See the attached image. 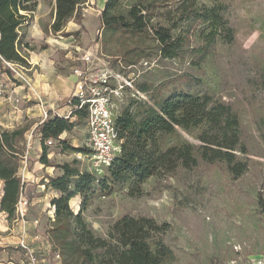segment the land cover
I'll list each match as a JSON object with an SVG mask.
<instances>
[{"label":"rangeland","instance_id":"1","mask_svg":"<svg viewBox=\"0 0 264 264\" xmlns=\"http://www.w3.org/2000/svg\"><path fill=\"white\" fill-rule=\"evenodd\" d=\"M36 1L34 10L22 24V44L28 45V48L22 47L26 63L10 67L4 62L5 68L0 69V73L7 69L8 77L0 81V128L28 127L17 143L21 159L18 171L28 168L40 156L41 151L34 153L32 147L29 154L26 152L34 142L41 149L40 136H34V122L43 118L44 112L52 116L45 103L47 99L40 94L43 88L59 97L56 109L63 107L69 93L70 69L76 64L74 56L79 49L97 50L105 60L120 57L124 63L135 64L134 85L146 91L145 103H152L151 95L162 83V97L179 92L205 93L229 104L238 115L240 143L246 148V153L237 151V154L247 160L248 168L239 177H233L224 164L207 162L197 151L201 143L198 135L203 127L177 126L171 133L158 135L159 147L189 143L194 147L196 165L152 175L140 184L132 179L109 182L110 188L102 189L96 178L106 176L107 172L103 168L101 173L83 155L89 152L85 147V122L74 115L70 117L74 127L63 133V140L71 147L87 150L81 155L62 145H50L47 150L51 163L69 162L80 172H90L95 177L91 189L70 198L73 213L82 209V217L92 233L102 238H109L112 225L123 214L149 216L159 223L166 221L170 228L163 238L176 255L175 264H209L212 257L219 264H247L252 257L264 255V208L258 197L261 195L264 202V0H196L195 8L215 6L220 15L217 23L221 34H215L212 42L213 33L207 23L188 17L186 7L176 8L180 0L155 3L148 0L149 25L159 22L170 27L174 38H180L176 48L178 56L174 58L161 57L157 42L147 34L102 28L96 20L101 19L104 7L100 0H90L84 5L81 24L68 22L64 28L67 34L49 29L55 0ZM136 1L122 0L110 13L127 18L128 10ZM87 16L90 17L86 19ZM228 31L232 32L230 40L224 38ZM206 44H209L208 52L198 60L200 48ZM37 58L40 67L29 64L28 61ZM19 84L25 96L7 99L11 96L8 87ZM10 101L14 106L11 109L8 108ZM36 105L41 109L35 119L23 113L18 116V108ZM10 110L14 112L10 114ZM9 115H15L12 127L6 122ZM139 119L137 116L135 123ZM47 169L53 176L62 173L53 166ZM2 187L0 180V194ZM24 187L22 194L28 201L24 217L15 214L8 218L0 211V262L26 263L28 247L36 254L37 264H62L60 254L59 258L55 256L59 252L52 249L47 235L54 220L50 200L61 192L51 187L39 188L37 184ZM73 187L70 183L71 190Z\"/></svg>","mask_w":264,"mask_h":264},{"label":"trees","instance_id":"2","mask_svg":"<svg viewBox=\"0 0 264 264\" xmlns=\"http://www.w3.org/2000/svg\"><path fill=\"white\" fill-rule=\"evenodd\" d=\"M122 0H106L101 13V27L113 32L127 31L132 34H147L159 46L161 57L174 58L178 56L177 45L179 37L174 38L170 27L157 22L149 25L151 9L148 0H137L127 12V18L122 15H112ZM154 3L159 0H153ZM87 0H55L54 20L50 29L54 32H64L69 21L81 24L82 10ZM36 0H0V69L5 62L25 64L22 24L28 14L34 10ZM196 0H180L178 9L186 7L188 17L201 23H207L214 35L221 34L218 27L220 15L216 7L201 6L195 8ZM24 12V13H20ZM169 12V11H167ZM165 19H168L165 17ZM67 34V32H64ZM225 34V33H224ZM228 40L232 32H226ZM209 44L200 48L198 60L205 57ZM120 58V57H117ZM121 59V58H120ZM116 57L113 60L116 61ZM122 61V59H121ZM124 66L135 65L124 63ZM2 71L7 72V69ZM162 83L155 87L151 95L152 103L131 100L117 117L116 124L119 136L123 138L120 153L105 167L107 175L97 176L96 181L102 189L110 188L113 182H123L132 179L135 184L142 183L152 175L170 173L178 167L191 168L197 159L194 147L189 143L174 144L161 149L157 137L161 133H171L177 126L189 128L202 126L198 135L200 144L197 151L201 158L209 163H222L233 177H239L248 168L247 160L241 159L237 151L246 153V148L240 143V122L232 107L219 100H214L209 94L173 93L166 97L160 95ZM140 91L146 92L144 89ZM77 116L84 121V109L75 110L71 116ZM140 119L135 123V118ZM74 121L70 117L50 115L37 127L40 134L41 154L38 161L44 166L59 168V175L46 174L47 181L40 183L61 192L53 197L50 204L54 206V220L47 235L52 249L61 256L62 264H175L176 255L165 242L163 236L170 228V223L157 222L149 216H133L123 214L112 225L109 238L95 236L82 217V209L75 214L69 206V200L75 194H83L91 189L95 177L90 172H80L69 162L51 163L47 158L48 145L45 140L58 139L59 136L71 130ZM27 127L12 130L0 128V180L3 183L0 197V211L8 218L15 215V204L24 187L17 176L20 167V155L17 143L23 138ZM70 148L79 152L87 149L71 147L67 141L60 139L57 146ZM89 150V149H88ZM104 172V174H105ZM75 177L74 180L72 178ZM70 183L74 187L70 189ZM259 203L264 208V202L259 196ZM0 264H18L12 261ZM209 264H219L212 257Z\"/></svg>","mask_w":264,"mask_h":264},{"label":"built area","instance_id":"3","mask_svg":"<svg viewBox=\"0 0 264 264\" xmlns=\"http://www.w3.org/2000/svg\"><path fill=\"white\" fill-rule=\"evenodd\" d=\"M116 59L115 62L105 60L98 55L97 50L79 49L75 57L76 64L71 67L75 80L72 92L66 100L67 113L57 114L68 118L75 110H85V147L89 152L83 155L91 159L93 166L100 169L101 173L121 151L123 138L119 136L117 117L131 100H146V92L140 91L134 85L137 76L133 72L135 65L124 66L120 58ZM6 64L12 67L16 63ZM48 116L50 115L44 112L43 119ZM60 139H63V133L58 139L49 138L45 143L48 146H57ZM27 204L28 201L21 191L15 204V214L24 217ZM26 254L29 260L21 264H37L36 254L28 247ZM55 256L59 258V253ZM247 264H264V255L252 257Z\"/></svg>","mask_w":264,"mask_h":264},{"label":"crops","instance_id":"4","mask_svg":"<svg viewBox=\"0 0 264 264\" xmlns=\"http://www.w3.org/2000/svg\"><path fill=\"white\" fill-rule=\"evenodd\" d=\"M90 0H87V2L86 3H88ZM105 1L106 0H100V2L102 3V4H104L105 3ZM85 3V4H86ZM55 5V4H54ZM54 5H53V7H52V12H51V19H53L54 20V16H55V11H54ZM88 17H90V16H87V18L86 19H88ZM92 19V18H91ZM53 20H52V22H53ZM97 20V22H99L100 23V20L99 19H96ZM87 21V20H86ZM70 23H72V20L71 21H69ZM76 23V22H75ZM51 25V24H50ZM50 25H49V29H50ZM94 27H95V23H94V25H93ZM87 28V27H86ZM37 29H39L40 30V27H37ZM94 29V28H93ZM88 30H89V28H88ZM90 32V31H89ZM93 32V31H92ZM77 53V52H76ZM76 55L77 54H75V56L74 57H76ZM36 58V57H35ZM75 59V58H74ZM39 61H40V59L39 58H37V59H31L30 61H28L29 62V64L31 65H33V67H40V65H39ZM73 66V65H72ZM71 66V67H72ZM31 68V69H34V68ZM1 76H2V78H1ZM8 79V77H7V75L5 74V72H1L0 73V81H5V80H7ZM74 80H75V77L72 75V73H71V69H70V79H69V81H70V87H69V93L66 95V99H65V102H64V104H63V107H59V108H55V106L56 107H58V104H57V99H59V97L56 95V93H53L52 91H48L47 89H45V88H43V93H40V94H44V95H42L43 96V99H47L46 101H45V103H47L48 104V110H51L50 112H52L51 114L52 115H54V112H57L58 114H63L64 112H67V110H68V107H67V105H66V100L68 99V97L70 96V94H71V92H72V89H73V84H74ZM4 86H7V84H5L4 83ZM22 87V85L21 84H19V85H17V86H15V87H12V86H10V87H8V89L10 90V93H11V96H9L7 99H11L12 97H18V98H22V97H24L25 95L23 94V92L21 91V88ZM13 99V98H12ZM9 102V101H8ZM13 101H10V106L8 107L9 109H11V107H14V106H11V103H12ZM40 109H41V106L39 105V106H37L36 105V107H34V106H31V107H26V108H24V107H21V108H18V116L20 115V114H25L26 115V117H28V118H36L35 116H39L40 115ZM61 112V113H59V112ZM14 111L13 110H10V114H12ZM35 114V115H34ZM10 116V115H9ZM10 119L9 120H7L6 122L9 124L8 126H10V127H12V122H11V120H13V118H15V115L14 116H10L9 117ZM44 119L43 118H40V119H38L36 122H34V126H36V128H35V132H34V136H38L39 135V132H37L36 131V129H37V127H38V125L43 121ZM28 131V127H27V129H26V131L25 132H27ZM40 139V138H39ZM39 144V143H38ZM31 147H32V151H34V153H36L37 151L38 152H40L41 151V149H40V147H38L37 145H36V142H34L33 144H32V146H28V150H27V154H29L30 153V150H31ZM40 154H41V152H40ZM36 157H38V155H36ZM40 157V156H39ZM38 157V158H39ZM38 158L34 161V162H32L31 163V165L28 167V168H25V170H21V168H20V170L18 171V173H17V176L20 178V179H22V181H23V183H24V185L25 184H30V185H34V184H37V187H39V188H42V187H45V185H43V184H41V183H39L41 180H45V181H47V178L45 177L46 176V174H49V175H51L50 173H48L49 171H48V167L49 166H45L44 168L45 169H43V164H41V162H39L38 161ZM39 165V166H36V165ZM24 189H25V187H24ZM23 190V189H22ZM23 192V191H22ZM2 194V193H1ZM0 194V195H1ZM2 213H3V211H1ZM17 220V219H16ZM34 220H37V219H34ZM34 220H33V222H34ZM23 221V220H22ZM19 224H21V222H19ZM61 264V263H60Z\"/></svg>","mask_w":264,"mask_h":264}]
</instances>
